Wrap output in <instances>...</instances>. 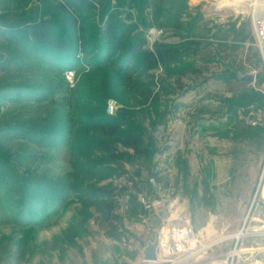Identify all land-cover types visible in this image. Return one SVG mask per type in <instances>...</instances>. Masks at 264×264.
I'll list each match as a JSON object with an SVG mask.
<instances>
[{"label":"rangeland","instance_id":"1","mask_svg":"<svg viewBox=\"0 0 264 264\" xmlns=\"http://www.w3.org/2000/svg\"><path fill=\"white\" fill-rule=\"evenodd\" d=\"M94 5L0 0V264H170L142 251L174 218L201 248L229 227L264 249L253 237L264 234V95L236 76L263 66L264 0ZM143 41L176 53L146 72ZM113 125L142 136L132 162L93 146ZM101 191L116 194L120 242L100 218Z\"/></svg>","mask_w":264,"mask_h":264},{"label":"trees","instance_id":"2","mask_svg":"<svg viewBox=\"0 0 264 264\" xmlns=\"http://www.w3.org/2000/svg\"><path fill=\"white\" fill-rule=\"evenodd\" d=\"M80 5L88 7V9H93L95 7V2L100 0H76ZM77 20L72 21V27L76 26ZM176 50L165 45V44H155L153 49H147L146 42L143 41L136 47V54L139 56V63L141 68L146 72H152L159 68L161 64L169 59H172ZM107 113V111H106ZM109 120L112 116H109ZM109 125H107L108 127ZM106 126H103V131ZM107 134V133H105ZM109 139H97L92 142L93 146L98 151H103L110 154L111 158L118 163H128L132 162L140 153L141 147L143 145V138L137 133H120L118 134V128L113 125L112 131L108 134ZM119 147L125 150H131L133 153L129 152H119ZM102 199L101 203L97 207L100 214V218L110 229L109 236L116 241L120 242L122 237L117 235L120 230L118 227V216L115 214L116 205V194L112 191H101Z\"/></svg>","mask_w":264,"mask_h":264},{"label":"built area","instance_id":"3","mask_svg":"<svg viewBox=\"0 0 264 264\" xmlns=\"http://www.w3.org/2000/svg\"><path fill=\"white\" fill-rule=\"evenodd\" d=\"M255 25V32L257 35L259 48L263 56L264 69V21L258 19L255 21ZM117 109L118 104L116 101L111 100L108 102L106 111L109 116H114L117 112ZM141 200L147 209L155 211L158 215H160V213L165 209V205L161 199L149 201L145 198H142ZM228 229L229 227L227 229H223L222 234H227L229 236H225L224 238L222 237L218 241L212 243L210 247L219 243L234 241L236 245L231 252V257L233 260L237 252L239 241L244 235L242 233L230 235L229 232H227ZM202 252L203 254L207 255V258L202 256ZM194 258L196 260L200 259V261H195L190 264H208L211 261L208 255L207 247L201 248L200 242L195 237V234L192 232V230L187 227V225L174 218L171 221L170 230L168 231L167 235L164 233V231L159 232L157 263L168 262L170 264H187Z\"/></svg>","mask_w":264,"mask_h":264},{"label":"crops","instance_id":"4","mask_svg":"<svg viewBox=\"0 0 264 264\" xmlns=\"http://www.w3.org/2000/svg\"><path fill=\"white\" fill-rule=\"evenodd\" d=\"M243 74H252L255 76V83L253 84H245L239 81L237 78L239 85H245L248 87H252L255 91L259 92L260 94L264 95V69L263 66L259 67L258 65L253 66V68L250 69V71L245 72ZM261 99V98H260ZM262 99L264 101V96H262ZM261 112L264 113V106L262 109H260ZM262 113V114H263ZM264 236V234L257 233L254 234L253 237H260ZM235 242L232 246L225 245H213L209 247L208 255L209 258L212 260L221 259L219 264H264V258L257 257L260 255V252L262 251L264 253V249H253L255 251H250V247H245L242 241H239V244L237 246V252L232 260L231 252L233 251L235 247ZM253 248V247H252ZM245 251V252H244ZM210 261V262H211ZM208 264H211V263ZM214 264V263H213Z\"/></svg>","mask_w":264,"mask_h":264},{"label":"water","instance_id":"5","mask_svg":"<svg viewBox=\"0 0 264 264\" xmlns=\"http://www.w3.org/2000/svg\"><path fill=\"white\" fill-rule=\"evenodd\" d=\"M237 78L240 82L245 84L255 83V76L252 74H243L242 72L236 73ZM160 217L164 218V212L160 213ZM154 235V240L148 242L146 247L142 251L143 261L147 263H157L158 262V248H159V232L152 230Z\"/></svg>","mask_w":264,"mask_h":264}]
</instances>
